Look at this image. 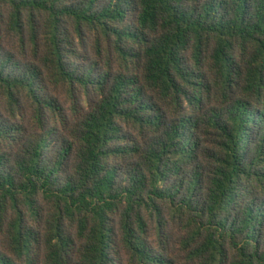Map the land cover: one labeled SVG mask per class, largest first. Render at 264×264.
<instances>
[{
	"label": "trees",
	"instance_id": "16d2710c",
	"mask_svg": "<svg viewBox=\"0 0 264 264\" xmlns=\"http://www.w3.org/2000/svg\"><path fill=\"white\" fill-rule=\"evenodd\" d=\"M0 264H264V0H0Z\"/></svg>",
	"mask_w": 264,
	"mask_h": 264
}]
</instances>
